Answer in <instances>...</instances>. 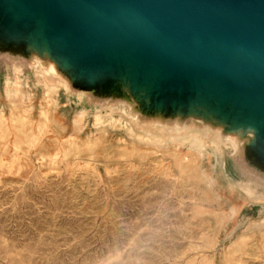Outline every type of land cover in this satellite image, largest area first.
I'll use <instances>...</instances> for the list:
<instances>
[{"label":"rangeland","instance_id":"obj_1","mask_svg":"<svg viewBox=\"0 0 264 264\" xmlns=\"http://www.w3.org/2000/svg\"><path fill=\"white\" fill-rule=\"evenodd\" d=\"M80 112L58 80L0 77V264H264V193L221 139Z\"/></svg>","mask_w":264,"mask_h":264},{"label":"water","instance_id":"obj_2","mask_svg":"<svg viewBox=\"0 0 264 264\" xmlns=\"http://www.w3.org/2000/svg\"><path fill=\"white\" fill-rule=\"evenodd\" d=\"M1 76L58 80L80 113L216 133L264 193V0H0Z\"/></svg>","mask_w":264,"mask_h":264},{"label":"bare ground","instance_id":"obj_3","mask_svg":"<svg viewBox=\"0 0 264 264\" xmlns=\"http://www.w3.org/2000/svg\"><path fill=\"white\" fill-rule=\"evenodd\" d=\"M53 85V84H52ZM48 86V85H47ZM17 87V86H16ZM16 87H15V91H17V89H16ZM50 87H52V86H50ZM55 88V87H54ZM53 90H55V89H53ZM14 91V90H13ZM8 92V91H7ZM14 92H12V94H13ZM16 93V92H15ZM14 93V94H15ZM9 94V93H8ZM54 95V94H53ZM50 100V99H49ZM51 100H53V99H51ZM54 102V101H53ZM56 102V101H55ZM55 104V103H54ZM10 111V110H9ZM43 112V111H42ZM40 115V114H39ZM81 117V116H80ZM17 119V118H16ZM19 119V118H18ZM83 119V118H82ZM130 120V119H129ZM1 121V120H0ZM3 121V120H2ZM131 121V120H130ZM4 122V121H3ZM23 122V121H22ZM25 122V121H24ZM44 122V121H43ZM83 122V121H82ZM132 122V121H131ZM14 123V122H13ZM4 124V123H3ZM2 124V125H3ZM24 124V123H23ZM27 125V124H26ZM0 128H1V126H0ZM202 132H204L203 130H201ZM5 132H6V130H5ZM20 133V132H19ZM195 133V132H194ZM193 133V134H194ZM205 134H207L206 132H204ZM18 134V133H17ZM23 134V133H22ZM37 134V133H36ZM39 134V133H38ZM40 135V134H39ZM211 135H213V136H215V137H218L219 139H221L219 136H218V134H211ZM19 136V135H18ZM158 136V135H157ZM193 137H195L194 135H193ZM71 139V138H70ZM21 140V139H20ZM155 140V139H154ZM222 140V139H221ZM181 141V140H180ZM22 142V141H21ZM36 142V141H35ZM69 142V141H68ZM73 143V142H72ZM70 144V143H69ZM75 144V143H74ZM231 144H232V146L233 147H235V144H234V142L231 140ZM69 146V145H68ZM67 146V147H68ZM77 146V145H76ZM61 147V146H60ZM63 154V153H62ZM68 155V154H67ZM64 156V155H63ZM208 175V174H207ZM207 177V176H206ZM246 187V186H245ZM245 187H243V188H245ZM248 187V186H247ZM246 191V190H245ZM253 191V190H252ZM248 192H250V191H248ZM254 192V191H253ZM250 195V194H249ZM254 196H256L255 194H254ZM261 203V202H260ZM248 220V219H247ZM204 227V226H203ZM207 228V227H206ZM203 231V230H202ZM217 236V235H216ZM212 239V238H211ZM6 247V246H5ZM243 249V248H242ZM249 256V255H248ZM226 257V256H225ZM229 260V259H228ZM254 261V260H253Z\"/></svg>","mask_w":264,"mask_h":264}]
</instances>
